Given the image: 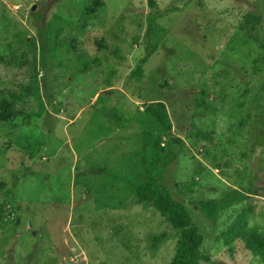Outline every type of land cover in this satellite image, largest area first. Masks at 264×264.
Here are the masks:
<instances>
[{"label":"rangeland","instance_id":"1","mask_svg":"<svg viewBox=\"0 0 264 264\" xmlns=\"http://www.w3.org/2000/svg\"><path fill=\"white\" fill-rule=\"evenodd\" d=\"M156 136L200 263L264 264V0H0V264H168L180 232L135 197Z\"/></svg>","mask_w":264,"mask_h":264},{"label":"trees","instance_id":"2","mask_svg":"<svg viewBox=\"0 0 264 264\" xmlns=\"http://www.w3.org/2000/svg\"><path fill=\"white\" fill-rule=\"evenodd\" d=\"M41 38L43 34L39 32ZM164 30L158 26L154 16L149 23L148 55H151L159 47ZM44 48V40L42 39ZM140 70V68H139ZM144 111L156 119L162 128L169 131L173 123L167 109L162 101L146 103ZM108 116L117 117L116 111L107 112ZM168 165V155L166 145L161 136H156L152 143L149 159V172L146 180L135 189V197L138 203L152 205L161 215L166 216L170 223L179 230L180 238L177 243V250L168 264H201L200 260L209 261L210 258L204 255L201 247L204 243V235L194 222L186 205L172 197L170 191L163 183L164 173ZM249 197V193L239 189H231L222 197L198 201L202 212L212 222L216 223L220 213L231 207L235 203L242 202ZM248 212L243 211L237 220H234V228L230 232V241L239 238L242 234L250 230L248 226Z\"/></svg>","mask_w":264,"mask_h":264},{"label":"water","instance_id":"3","mask_svg":"<svg viewBox=\"0 0 264 264\" xmlns=\"http://www.w3.org/2000/svg\"><path fill=\"white\" fill-rule=\"evenodd\" d=\"M33 9H35V7Z\"/></svg>","mask_w":264,"mask_h":264}]
</instances>
